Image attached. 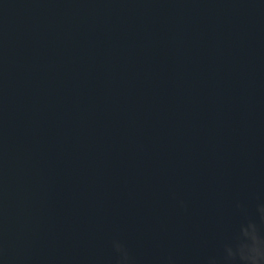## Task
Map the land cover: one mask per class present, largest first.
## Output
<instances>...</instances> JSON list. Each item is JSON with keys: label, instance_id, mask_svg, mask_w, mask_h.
<instances>
[{"label": "water", "instance_id": "obj_1", "mask_svg": "<svg viewBox=\"0 0 264 264\" xmlns=\"http://www.w3.org/2000/svg\"><path fill=\"white\" fill-rule=\"evenodd\" d=\"M264 205V0H0V264H208Z\"/></svg>", "mask_w": 264, "mask_h": 264}, {"label": "clouds", "instance_id": "obj_2", "mask_svg": "<svg viewBox=\"0 0 264 264\" xmlns=\"http://www.w3.org/2000/svg\"><path fill=\"white\" fill-rule=\"evenodd\" d=\"M259 223L249 220L242 225L235 241L224 245L223 257H211L208 264H264V205L258 208ZM119 254L117 264H134L127 248L114 242Z\"/></svg>", "mask_w": 264, "mask_h": 264}]
</instances>
